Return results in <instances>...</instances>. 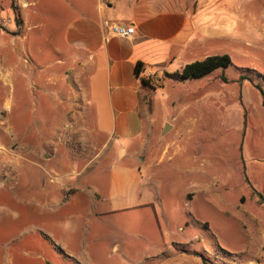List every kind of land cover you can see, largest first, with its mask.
Here are the masks:
<instances>
[{
  "label": "rangeland",
  "instance_id": "374dc122",
  "mask_svg": "<svg viewBox=\"0 0 264 264\" xmlns=\"http://www.w3.org/2000/svg\"><path fill=\"white\" fill-rule=\"evenodd\" d=\"M10 5L8 0L4 7ZM11 15L1 18V25L11 23ZM227 53L233 62L225 71L227 82L220 69L205 79H173L162 108L171 127L163 132L166 124L155 125L134 145L142 185L132 202L115 210L107 202L101 209L95 203L84 218H72L61 210L65 196L47 193L59 186L50 179L62 172L58 167L71 165L75 181L107 194L114 177L111 148L92 139L83 80L76 76L63 84L62 118L68 115V125L39 124L52 119L50 98L57 95L35 79L28 54L13 36L0 32V78L15 74L0 82V203L23 202L14 207L18 218L8 228L12 235L6 244L7 249L15 244L16 262L264 264V124L249 104L256 98L258 114L264 110V49L254 55ZM158 77L153 86L163 87L169 77ZM225 90L226 99L220 96ZM253 147L261 148L257 157ZM32 202L47 208L44 216H22L24 203ZM8 214L14 209L0 207V219ZM31 229L34 233L26 235ZM69 246L79 252H67Z\"/></svg>",
  "mask_w": 264,
  "mask_h": 264
},
{
  "label": "crops",
  "instance_id": "0c3cea01",
  "mask_svg": "<svg viewBox=\"0 0 264 264\" xmlns=\"http://www.w3.org/2000/svg\"><path fill=\"white\" fill-rule=\"evenodd\" d=\"M7 2L0 0V20L13 14V21L7 25L0 21V32L13 36L20 50L28 54L35 79L44 89L51 86L49 93L57 95L50 98L52 119L39 124L68 125V115L62 118L63 108L67 109L63 84L73 75L83 80L81 90L88 102L86 122L92 139L101 138L103 146L111 148L114 177L107 194L75 181L71 165L58 167L62 172L50 179L58 181L59 186L46 188L47 193L64 195L61 210L72 218H84L95 203L101 209L99 204L107 202L109 210L127 205L142 185V169L137 162L140 151L134 145L144 142L155 125L167 124L168 116L162 108L173 79L167 78L163 87L148 85L136 73L138 62H142L144 71L161 76L210 55H254L264 49V0H11V7L6 9ZM117 23L135 25L136 33L130 37L110 33ZM16 67L18 73H23L21 64ZM14 75L6 72L0 82L11 81ZM225 93L221 91L220 96L226 99L227 90ZM258 101L250 99L249 104L256 106L255 115L264 124V110L258 114ZM261 142L264 145V131ZM256 149L252 148L254 157ZM18 202L0 203V207L10 206L15 211L0 219V264H21L13 255L15 244L6 248L12 235L8 228L18 218L14 208ZM24 205L27 212L22 216L28 214L31 219L44 216L43 210L47 209L41 203ZM32 233L31 229L26 235ZM51 246L54 251L59 249ZM67 252L77 254L79 250L69 246Z\"/></svg>",
  "mask_w": 264,
  "mask_h": 264
},
{
  "label": "trees",
  "instance_id": "16d2710c",
  "mask_svg": "<svg viewBox=\"0 0 264 264\" xmlns=\"http://www.w3.org/2000/svg\"><path fill=\"white\" fill-rule=\"evenodd\" d=\"M233 64L231 57L228 54H215L210 55L202 60H197L192 63L187 64L182 70L176 72H167L166 76L177 81H186L189 79H201L204 78L216 70L220 69L222 71L220 79L224 82L228 81V78L225 74L227 68ZM142 62H138L136 66V73L138 76H141V79L144 83L153 86L149 80L146 78ZM203 264H207L206 261H203Z\"/></svg>",
  "mask_w": 264,
  "mask_h": 264
},
{
  "label": "built area",
  "instance_id": "2783aa9c",
  "mask_svg": "<svg viewBox=\"0 0 264 264\" xmlns=\"http://www.w3.org/2000/svg\"><path fill=\"white\" fill-rule=\"evenodd\" d=\"M110 33L121 37H130L136 33V28L133 24L117 23L111 26ZM144 74L152 85L160 83L159 77L151 70L145 69Z\"/></svg>",
  "mask_w": 264,
  "mask_h": 264
},
{
  "label": "water",
  "instance_id": "95a60500",
  "mask_svg": "<svg viewBox=\"0 0 264 264\" xmlns=\"http://www.w3.org/2000/svg\"><path fill=\"white\" fill-rule=\"evenodd\" d=\"M170 127H171L170 123H167L165 125V128H164L163 132H166Z\"/></svg>",
  "mask_w": 264,
  "mask_h": 264
},
{
  "label": "bare ground",
  "instance_id": "6f19581e",
  "mask_svg": "<svg viewBox=\"0 0 264 264\" xmlns=\"http://www.w3.org/2000/svg\"><path fill=\"white\" fill-rule=\"evenodd\" d=\"M213 122H214V120H213ZM217 123V122H216Z\"/></svg>",
  "mask_w": 264,
  "mask_h": 264
}]
</instances>
